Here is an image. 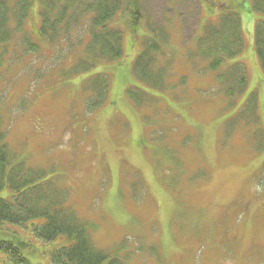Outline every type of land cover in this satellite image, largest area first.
I'll use <instances>...</instances> for the list:
<instances>
[{"label":"rangeland","instance_id":"1","mask_svg":"<svg viewBox=\"0 0 264 264\" xmlns=\"http://www.w3.org/2000/svg\"><path fill=\"white\" fill-rule=\"evenodd\" d=\"M140 3L145 18L134 34L125 10L117 15L122 56L79 76L70 71L83 44L74 38L78 46L71 48L65 41L47 43L35 30L50 3L32 0L22 26L11 24L14 34L0 65L11 162L23 161L29 178L31 170L45 171L43 180L65 190V205L92 227L94 249L127 264H264V151L252 147L255 126L238 122L233 134L226 130L251 94L264 128V85L254 50L264 16L238 11L244 49L228 63L244 66L247 86L230 108L214 74H202L205 61L190 59L189 51L200 25L231 8L204 15L200 0ZM152 30L160 35L153 46L155 66L166 75L163 91L139 81L133 69ZM97 74L108 77L109 87L90 109L84 81ZM9 194L4 189L0 198ZM45 224L36 218L9 227L14 240L27 244L22 252L30 264H52L50 252L69 246L62 236L40 241L37 230ZM0 264H11L7 254L0 252Z\"/></svg>","mask_w":264,"mask_h":264},{"label":"trees","instance_id":"2","mask_svg":"<svg viewBox=\"0 0 264 264\" xmlns=\"http://www.w3.org/2000/svg\"><path fill=\"white\" fill-rule=\"evenodd\" d=\"M52 6L39 15L40 27L36 28L39 37L55 44L65 41L67 48L76 47V43L83 44L81 55L75 60V66L70 71L73 75H81L96 67L102 61H114L123 53V30L117 16L120 12L130 18V31L134 34L142 18H145L140 8V0H45ZM252 3V6L250 4ZM204 15L213 14L215 8L229 7L218 12L217 20L205 21L200 25L194 38L193 50L189 51V58L205 61L202 74H214L213 82L217 84L219 96L229 101L232 108L235 99L240 96L247 86V75L241 63H228V60L239 56L244 49V38L241 19L238 11L246 9L264 16L263 3L256 4L255 0H223L220 5L214 0H200ZM9 4L14 7L11 8ZM32 0H0V65L3 61L1 50L9 41L14 30L22 26L23 20L30 13ZM46 4V3H45ZM247 5V7L245 6ZM250 4V8L248 7ZM44 8V7H43ZM244 11V10H242ZM123 13V14H125ZM148 24V23H147ZM202 24V22H201ZM148 28L150 25H147ZM83 31L79 35V32ZM159 33L151 31V36L144 40V47L136 58L133 69L136 78L146 86L156 90H164V69L156 68V48L153 40L159 38ZM149 41H152L150 43ZM75 45V46H74ZM254 50L259 64L260 81L264 85V21L257 23L254 32ZM109 87L108 77L94 75L84 81V91L88 93V105L94 109L99 105ZM83 88V86H82ZM132 98L138 99L143 93H131ZM254 94L248 97L247 103L239 107L230 120L229 135L233 134L238 122L246 127H254L252 145L257 153L264 151V128L260 123V116H254L256 105ZM256 102V101H255ZM9 126L3 122L0 111V192L9 190L7 198H0V252L7 254L11 264H30L22 250L27 244L21 239L14 240L11 226H24L36 218H45L46 224L37 230L36 236L43 242H50L58 237H64L68 247H62L50 252L52 264H127L126 259L110 256L101 250L94 249L89 240L91 226L80 221L75 212L65 205L66 191L55 188L54 182L46 181L45 171L30 170L21 167L23 161L12 164L11 153L6 142ZM249 142H252L249 140ZM256 145V147H255ZM251 150V148H250ZM44 173V174H43ZM41 174V175H38Z\"/></svg>","mask_w":264,"mask_h":264},{"label":"flooded vegetation","instance_id":"3","mask_svg":"<svg viewBox=\"0 0 264 264\" xmlns=\"http://www.w3.org/2000/svg\"><path fill=\"white\" fill-rule=\"evenodd\" d=\"M223 1V0H214V2H217V5H220V2ZM228 1V0H226ZM221 6V5H220ZM224 7V6H223Z\"/></svg>","mask_w":264,"mask_h":264}]
</instances>
